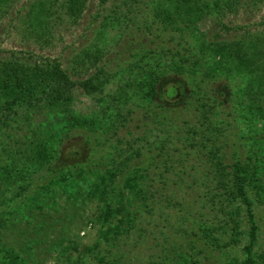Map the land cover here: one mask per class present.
Masks as SVG:
<instances>
[{
	"label": "trees",
	"instance_id": "trees-1",
	"mask_svg": "<svg viewBox=\"0 0 264 264\" xmlns=\"http://www.w3.org/2000/svg\"><path fill=\"white\" fill-rule=\"evenodd\" d=\"M92 1L37 0L28 7L25 16L34 31H41L40 37H49L54 22L66 19L77 24ZM117 1L120 0H100L99 4L103 7ZM242 1L151 0L152 22H146L144 28L138 27L140 39L134 38V32L126 33L124 38L122 33L125 46L140 47L132 53L133 61L121 70V79L108 64V42L104 41L105 33L114 23L128 19L127 14L116 9L114 16L107 15L102 21L100 43L83 49L72 59L70 68H65L58 58L33 53L25 58L18 53L0 54V131L27 129L24 147L16 151L17 157L7 153L11 162L0 163V264H29L19 252L4 244L2 234L8 215L12 214L8 210L11 203L35 186L42 191L36 192L37 195L61 190L102 203L96 218L97 241L80 253L76 264H81L83 255L129 234L132 223L138 222L136 201L142 200L143 207L148 208L156 199L151 166L135 162L134 155L143 156L141 149L132 150L131 156L119 162L114 161L105 172L91 168V158L85 160L84 154L86 149L93 152L94 142L99 139L97 134L108 130V114L113 109L120 116L121 125H112L118 131L127 127L138 107L179 98L188 99V104L200 113L199 124L189 127L191 137L187 141L193 149L201 144L208 152L211 167L208 174L214 182V196L221 198L218 209L234 223V236L239 235L242 212L250 224L244 258L237 264H264V255L256 252L259 226L251 197L252 190L259 197L264 193V161L257 153L248 154L244 144L233 140L216 123L224 105L217 90L210 88L223 77L243 81L244 86L238 90L239 112L260 123L264 131V48L245 39L231 40L222 35L212 39L203 29L216 16L218 24L226 27L222 20L226 8L232 10ZM13 2L0 0V17ZM139 2L124 0L128 6ZM115 83L118 87L111 91L109 88ZM80 94L92 100V109H79ZM229 116L233 114L229 112ZM201 135L206 138L198 141ZM73 139H79L80 146L85 143L86 148L70 145L64 151ZM167 142L172 141L163 140L159 147L162 151ZM214 196L212 201L216 199ZM35 199L38 201V196ZM186 231L193 249L206 257L209 251L210 254L215 251L213 245L221 247L213 228L196 231L190 227ZM189 256H183L186 264L200 263ZM97 259L100 264H106L105 257Z\"/></svg>",
	"mask_w": 264,
	"mask_h": 264
},
{
	"label": "rangeland",
	"instance_id": "rangeland-1",
	"mask_svg": "<svg viewBox=\"0 0 264 264\" xmlns=\"http://www.w3.org/2000/svg\"><path fill=\"white\" fill-rule=\"evenodd\" d=\"M36 1L14 0L0 17L2 56L18 53L24 57L33 53L35 56L58 58L65 68H70L77 54L100 43L99 29L102 21L107 15L114 16L116 9L127 14L128 19L114 23L105 33L104 41L108 42V64L117 78L121 79V70L133 61L132 53L140 47L125 46V34L134 32V38L139 40L138 27L144 28L146 22H152L151 0H140L132 6L120 0L103 7L99 4L100 0H93L77 24L66 19L60 23L54 22L52 35L40 37L41 31H34L25 16L28 7ZM131 19L134 22L129 21ZM222 20L226 27L218 24L217 16L212 17L203 27L210 38L222 35L231 40L245 39L264 48V0H243L232 10L226 8ZM242 86L243 81L226 77L210 86L217 90L224 105L216 123L233 140L244 144L248 154L257 153L264 161L262 126L238 109V90ZM117 87L118 83H115L109 89L115 91ZM79 99V109L93 108L90 98L80 94ZM161 102L138 107L127 127L118 131L112 125H121L118 121L120 116L113 109L108 114V130L97 134L99 139L94 142L93 152L86 149L85 160L91 158V168L102 172L107 171L114 161L119 162L131 156L132 150L141 149L143 156L138 158L134 155L135 162L142 161L144 166H151L150 175L155 180L153 190L156 199L150 202L148 208L143 207L142 200H137L134 209L139 213L138 222L132 223L130 233L114 244H103L99 250L83 255L81 264H100L97 259L99 256L106 258V264H186L183 256L189 255V259L191 256L198 259L199 264H232L235 261L237 264L244 258L243 249L248 242L250 229L245 212L239 218V235L234 236V223L218 209L217 202L221 198L214 196V182L212 175L208 174L211 169L208 152L201 148V144L193 149L187 141L191 137L189 127L199 124L200 113L188 104V99ZM229 112L233 116H229ZM186 121H190V124ZM26 133L27 129L16 128L0 131V163L11 162L7 153L17 157L16 151L24 147ZM205 136L201 135L197 140H203ZM163 140L172 141L164 144V151L159 148ZM79 143V139L71 140L64 151L67 152L70 145L86 148L85 143L83 146ZM120 154L122 157H119ZM38 191L42 192L35 186L11 203L8 210L12 214L8 215L2 234L4 244L19 252L29 264H76L80 253L97 241L99 223L96 218L102 203L97 199L61 190L37 195ZM37 196L38 201L35 199ZM213 196L216 198L214 201ZM251 197L255 203L259 226L256 252L264 255V193L259 197L252 190ZM39 205L43 208L40 209ZM190 227L196 231L204 227L213 228L221 247L215 248L213 245L215 251L213 254L209 251L208 257L199 253L198 249H193L191 237L187 234L186 230ZM230 242L231 245L223 246Z\"/></svg>",
	"mask_w": 264,
	"mask_h": 264
}]
</instances>
